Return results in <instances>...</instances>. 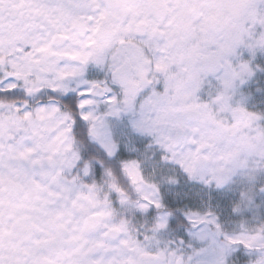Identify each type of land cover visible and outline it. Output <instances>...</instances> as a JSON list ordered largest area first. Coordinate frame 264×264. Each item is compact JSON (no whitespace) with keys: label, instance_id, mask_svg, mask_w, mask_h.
<instances>
[{"label":"snow or ice","instance_id":"1","mask_svg":"<svg viewBox=\"0 0 264 264\" xmlns=\"http://www.w3.org/2000/svg\"><path fill=\"white\" fill-rule=\"evenodd\" d=\"M0 264H264V0H0Z\"/></svg>","mask_w":264,"mask_h":264}]
</instances>
